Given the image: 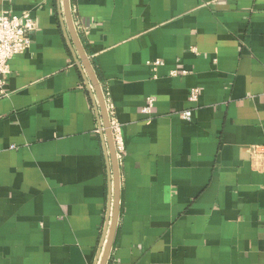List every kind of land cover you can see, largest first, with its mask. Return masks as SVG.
<instances>
[{
	"label": "crops",
	"instance_id": "crops-1",
	"mask_svg": "<svg viewBox=\"0 0 264 264\" xmlns=\"http://www.w3.org/2000/svg\"><path fill=\"white\" fill-rule=\"evenodd\" d=\"M71 7L121 127L108 264H264V0ZM27 11L39 28L0 97V264H96L113 202L97 98L63 0H0Z\"/></svg>",
	"mask_w": 264,
	"mask_h": 264
},
{
	"label": "built area",
	"instance_id": "built-area-1",
	"mask_svg": "<svg viewBox=\"0 0 264 264\" xmlns=\"http://www.w3.org/2000/svg\"><path fill=\"white\" fill-rule=\"evenodd\" d=\"M38 28L39 24L37 19L28 11L21 15L10 14L8 12L0 15V97L9 95V92L5 88V79L3 76L10 72V60L15 55L23 53L32 45L33 35L37 32ZM149 64L156 69L163 64V61L156 59L154 61H149ZM170 74L178 76L180 74H187V71L175 69L171 71ZM199 92V88H193L190 92V100L195 102L198 99ZM154 105L155 98L153 96L147 97L142 112L150 114ZM107 106L116 149L118 155H120L123 151L120 123L117 119L114 107L108 104ZM182 117L185 120H191L192 111H184Z\"/></svg>",
	"mask_w": 264,
	"mask_h": 264
},
{
	"label": "water",
	"instance_id": "water-1",
	"mask_svg": "<svg viewBox=\"0 0 264 264\" xmlns=\"http://www.w3.org/2000/svg\"><path fill=\"white\" fill-rule=\"evenodd\" d=\"M63 13L72 45L75 46L79 62L81 65H83L87 73V83L93 89L97 98L98 112L100 115L103 134L105 135V143L108 151L109 160L111 163V177L113 182L112 214L108 220V227L103 239V244L100 251L101 256H99L96 262V264H108L120 217V162L115 145L113 131L111 128L107 100L102 85L93 67V64L86 52V49L76 29L72 13L71 0H63Z\"/></svg>",
	"mask_w": 264,
	"mask_h": 264
}]
</instances>
